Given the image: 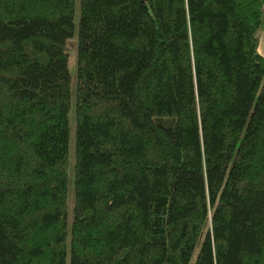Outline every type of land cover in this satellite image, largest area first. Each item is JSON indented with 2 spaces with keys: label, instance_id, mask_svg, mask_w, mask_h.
Instances as JSON below:
<instances>
[{
  "label": "trees",
  "instance_id": "obj_1",
  "mask_svg": "<svg viewBox=\"0 0 264 264\" xmlns=\"http://www.w3.org/2000/svg\"><path fill=\"white\" fill-rule=\"evenodd\" d=\"M263 12L0 0V264H264Z\"/></svg>",
  "mask_w": 264,
  "mask_h": 264
},
{
  "label": "rangeland",
  "instance_id": "obj_2",
  "mask_svg": "<svg viewBox=\"0 0 264 264\" xmlns=\"http://www.w3.org/2000/svg\"><path fill=\"white\" fill-rule=\"evenodd\" d=\"M264 13V12H263ZM77 16V14H76ZM263 16V15H262ZM263 20V19H262ZM259 38V31L257 33V43ZM66 48L69 52V58H70V70L73 73L74 70V62H75V41L72 39H69L66 44ZM69 121H70V131H69V140H68V169H71L74 163V131H73V109L72 106L69 111Z\"/></svg>",
  "mask_w": 264,
  "mask_h": 264
},
{
  "label": "crops",
  "instance_id": "obj_3",
  "mask_svg": "<svg viewBox=\"0 0 264 264\" xmlns=\"http://www.w3.org/2000/svg\"><path fill=\"white\" fill-rule=\"evenodd\" d=\"M262 25L259 30V38H258V43H257V51L258 53L264 58V13L262 16Z\"/></svg>",
  "mask_w": 264,
  "mask_h": 264
}]
</instances>
